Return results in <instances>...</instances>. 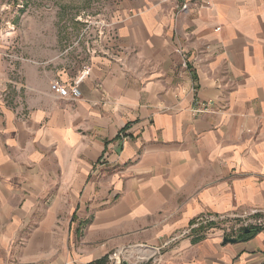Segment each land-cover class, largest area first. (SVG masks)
I'll return each instance as SVG.
<instances>
[{"label":"crops","instance_id":"1","mask_svg":"<svg viewBox=\"0 0 264 264\" xmlns=\"http://www.w3.org/2000/svg\"><path fill=\"white\" fill-rule=\"evenodd\" d=\"M187 2L122 0L95 51L0 25V264L139 245L159 264H264V228L203 222L264 212V0Z\"/></svg>","mask_w":264,"mask_h":264},{"label":"rangeland","instance_id":"2","mask_svg":"<svg viewBox=\"0 0 264 264\" xmlns=\"http://www.w3.org/2000/svg\"><path fill=\"white\" fill-rule=\"evenodd\" d=\"M121 1L0 0V25L12 33L13 42L22 33L24 37L36 36L46 42L56 38L59 44L55 50L63 51L69 43L78 46L82 38L86 48L95 51L112 37L109 24L115 19V7ZM11 48L14 54L23 53L21 44Z\"/></svg>","mask_w":264,"mask_h":264},{"label":"built area","instance_id":"3","mask_svg":"<svg viewBox=\"0 0 264 264\" xmlns=\"http://www.w3.org/2000/svg\"><path fill=\"white\" fill-rule=\"evenodd\" d=\"M163 2H177L181 4L180 10L186 11L188 2L187 0H163ZM179 53H181L179 51ZM8 58H13L9 55H5ZM183 67L186 68L187 66V60L185 59V56L183 55ZM50 91L55 94L59 99H68L70 101H76L80 99L81 93L78 88V85L73 86H64L60 85L57 82H52L50 85ZM209 105L208 104H198L197 107H195L192 112L196 115H201L207 111H209ZM234 220V230L235 231H241L245 229H249L251 227H257V228H264V212H261L260 214H250V215H233V216H222V217H215V218H208L205 219L203 222L204 224L207 223H217L225 220ZM202 221H199L194 226H198L199 224L203 223ZM190 228L187 232H182L181 234L175 236L167 244H171L175 241H177L179 238L183 237L184 235H187L191 232ZM166 244V245H167ZM162 248H148L146 246H127L123 248H119L117 250H114L107 254L106 256V264H159L160 263V251ZM139 252H138V251ZM137 251V252H136Z\"/></svg>","mask_w":264,"mask_h":264},{"label":"trees","instance_id":"4","mask_svg":"<svg viewBox=\"0 0 264 264\" xmlns=\"http://www.w3.org/2000/svg\"><path fill=\"white\" fill-rule=\"evenodd\" d=\"M105 262H106V259H101L93 264H105Z\"/></svg>","mask_w":264,"mask_h":264},{"label":"water","instance_id":"5","mask_svg":"<svg viewBox=\"0 0 264 264\" xmlns=\"http://www.w3.org/2000/svg\"><path fill=\"white\" fill-rule=\"evenodd\" d=\"M249 232H250V230H244L243 231L244 234H248ZM229 241H231V240H229Z\"/></svg>","mask_w":264,"mask_h":264},{"label":"bare ground","instance_id":"6","mask_svg":"<svg viewBox=\"0 0 264 264\" xmlns=\"http://www.w3.org/2000/svg\"><path fill=\"white\" fill-rule=\"evenodd\" d=\"M137 251H138V250H137ZM137 251H136V252H137ZM138 252H139V251H138Z\"/></svg>","mask_w":264,"mask_h":264}]
</instances>
